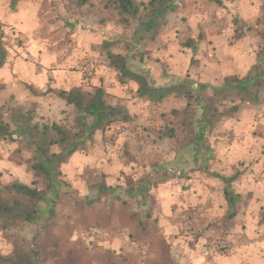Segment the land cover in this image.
<instances>
[{
    "label": "rangeland",
    "instance_id": "1",
    "mask_svg": "<svg viewBox=\"0 0 264 264\" xmlns=\"http://www.w3.org/2000/svg\"><path fill=\"white\" fill-rule=\"evenodd\" d=\"M27 1L33 4L38 2ZM47 1L50 2V7L58 9L53 20L59 21L58 29L61 32L54 35L56 38L62 40L69 37V34L72 38L80 35L84 51L86 45L92 42L91 50L98 55L101 64L109 62L108 50L129 55L133 67L147 68L157 84L186 81L195 87L204 83L200 81H206L211 85H218L234 75L244 76L246 68L255 62L264 40V0H222V5L212 0H181L178 10L168 17L159 36L137 45L133 42L132 33L138 26V18L121 14L113 1L92 0L85 5H80L78 0ZM139 1L147 4L150 0ZM38 13L41 17L45 16L42 11ZM16 33L19 43H8V49L11 51L20 46L25 51L26 42L22 40L20 33ZM189 40L198 42L196 51L188 46ZM104 43H108L110 49ZM65 51L68 49H60L61 58ZM25 56L28 59V52ZM93 83L88 80V87L84 91H92L95 87ZM198 98L197 95L193 101L189 117V120L193 119L196 132L200 128L198 121H201L204 106L203 101ZM186 104V98L172 95L156 107L161 108L156 114H149V117L157 116L154 118L155 127L164 115L168 116L157 130V138H170L165 136L171 134L178 136L176 143L180 148L188 146L194 135L191 127L187 123L180 125V120L173 118L171 113L173 109H182ZM17 107L10 102L0 105V117L9 122L12 131L19 136L14 141L0 139V188L4 189L5 185L15 181L30 185L34 182L37 187H44L45 177L33 168L35 147L31 139L22 136L17 129L18 115L13 112ZM70 107L74 109L73 105ZM31 108L35 109V120L41 123L59 119L67 126L74 124V110L65 111V116L60 119L55 114V117L50 118L40 115L36 105ZM248 109L250 111L242 116H224L208 134L205 142L212 151L233 158L231 164L228 162L229 158H218V155L211 158L216 167L226 169L232 165L234 168L238 163L243 180L239 178L232 183L235 191L250 189L253 192V195L245 194V198L241 199L239 214L233 221L225 219L227 213L224 215L222 207L217 206L211 216H205L200 208H193L182 213L178 232L172 233V228L165 239L155 242L151 251L147 242L135 233L120 232L118 239L111 240L100 228L97 231L95 227L79 223L77 232L69 234L66 230L71 229L72 221L62 213L66 206L63 202L68 199L58 195L53 197V209L49 217L46 215L45 219L37 223H20L6 231L0 229V253L11 255L19 237L24 238L29 245L37 236L40 242L48 243V249L52 252L46 264H220V261H230L238 255L245 261L250 257V261L264 264V115L258 117V113L264 112V98L261 104H251ZM118 130H114L115 134L119 133ZM152 131L153 129L145 127L142 132L150 137L149 132ZM101 132L96 131L90 137L83 147L85 151H104L107 139L100 135ZM129 132H132L131 128ZM53 150L60 149L54 147ZM69 159L60 165L59 171L70 189L73 187L72 182L80 179L86 184L84 187L89 188L85 203L90 198L104 195L105 191L98 189V185L105 182L103 169L88 165L83 170L75 171ZM4 195L9 194L4 191ZM69 199L72 200L70 197ZM194 210L198 211V215L191 221H186L184 216ZM146 222L147 219L144 224ZM188 224L192 226L187 229ZM222 240L233 244L231 253L216 251L212 247L213 243Z\"/></svg>",
    "mask_w": 264,
    "mask_h": 264
},
{
    "label": "crops",
    "instance_id": "2",
    "mask_svg": "<svg viewBox=\"0 0 264 264\" xmlns=\"http://www.w3.org/2000/svg\"><path fill=\"white\" fill-rule=\"evenodd\" d=\"M36 1L38 2L33 4L27 0H0V25L14 28L27 43L25 51L20 46L9 51L7 46L8 59L0 69V105L10 102L25 109L36 105L40 115L50 118L55 114L61 119L65 116V111L71 112L74 109L70 107L72 104L60 98L57 93L75 87L86 90V83L91 80L94 82L93 86L105 88L114 103L126 105L134 116L131 123L116 127L119 129L118 134L114 132L115 127L101 132L100 135L107 139L104 151L99 149L89 152L81 149L70 157V165H73L75 171L83 170L88 165L103 169L105 182L98 185V189L104 190L105 194L90 198L85 203L89 188L84 187L86 184L82 180H74L72 189L70 185H62L59 189L63 192L60 197L68 199L63 202L66 206L62 213L72 221L71 229L66 231L69 234L75 233L79 223H84L95 227L97 231L100 228L111 240L118 239L120 232L135 233L147 242V247L152 251L155 242L165 239L172 228V233L178 232L182 213L188 210L200 208L205 216H211L218 206L224 209L225 215L228 211L225 184L214 174L236 176L237 181L242 176L238 163L234 168L232 165L226 169L216 167L206 156L203 157L196 148L195 140L180 148L176 143L178 136L164 138L161 133L162 137L157 138V130L168 116L161 115L163 117L155 127L154 118L157 116L149 117V114H156L161 109L156 108L160 104L137 97L136 82L121 84L117 71L110 68L108 63H99L98 55L91 50L92 42L86 45L87 52L82 47L80 35L72 38L69 34V37L62 40L56 38L54 35L61 32L58 29L59 21L53 20L58 9L50 7L47 0ZM39 11L44 12L45 16L41 17ZM62 48L68 49L63 58L60 56ZM27 52L28 59L25 56ZM28 85L37 91L45 92L52 88L54 92L37 95ZM248 111L247 107L239 116ZM258 114L261 118L264 112ZM56 122L62 123L59 119ZM142 126L143 129H153L149 132L150 137L144 135ZM130 128L132 132L128 135L123 132ZM212 153L214 157L218 155V158H229L230 164L233 161L230 156H222L224 154L221 152ZM235 192L243 199L245 194L253 195L250 189ZM189 224L187 229L192 226ZM150 254L153 255L151 252ZM242 258L234 256L230 261H220V264L259 263L250 261V257L248 261Z\"/></svg>",
    "mask_w": 264,
    "mask_h": 264
},
{
    "label": "trees",
    "instance_id": "3",
    "mask_svg": "<svg viewBox=\"0 0 264 264\" xmlns=\"http://www.w3.org/2000/svg\"><path fill=\"white\" fill-rule=\"evenodd\" d=\"M92 0H78L80 5L90 3ZM113 1L121 14L138 18V26L133 33L135 44L144 43L147 40H155L168 22V17L176 12L181 0H150L147 4L139 0H109ZM222 5V0H212ZM145 11V13H143ZM197 41L189 40L188 46L197 50ZM104 46L110 49L108 43ZM108 66L118 72V80L121 84L134 81L138 85L137 95L141 98L160 104L169 96L183 97L187 104L182 109H173V117L180 120V125L188 124L191 127L196 148L203 157L208 160L214 158L210 145H206L210 134L220 123V120L228 115L239 116L249 105H259L264 98V40L256 54L255 62L244 76L234 75L218 85L200 83L193 87L186 81H177L168 84H157L147 68H134L129 55L115 53L108 50ZM8 59L6 43L0 40V69ZM3 87V86H1ZM30 90L37 95L53 93L52 88L45 92L35 90L28 85ZM197 92V93H196ZM58 96L74 106V124L67 126L53 121L39 122L35 120V109L17 107L18 131L22 136L29 137L35 147L33 168L45 177L46 185L37 187L15 181L0 188V229L2 231L16 227L20 223H37L49 217L53 197H58L60 187L69 186L61 178L59 167L74 153L83 149L90 137L96 131H106L113 127L131 123L134 116L126 105L113 102L111 95L102 86H95L92 91H84L79 87L68 91H59ZM203 101V114L200 128L194 131L193 119L189 120L191 107L196 99ZM187 119V121H185ZM186 124V125H187ZM75 130V131H73ZM171 135V134H170ZM11 128V124L0 117V139H18ZM193 140L191 142H193ZM188 142L189 144L191 143ZM58 147L59 151L53 148ZM224 182V194L227 202V218L233 221L238 214L239 203L242 196L236 193L233 182L236 176L224 177L214 174ZM4 191L9 195L5 196ZM11 195V196H10ZM264 218V212L262 213ZM48 243L39 241L37 236L27 245L24 238L16 240V247L11 255L0 253V264H46L51 256ZM170 264V263H169Z\"/></svg>",
    "mask_w": 264,
    "mask_h": 264
},
{
    "label": "built area",
    "instance_id": "4",
    "mask_svg": "<svg viewBox=\"0 0 264 264\" xmlns=\"http://www.w3.org/2000/svg\"><path fill=\"white\" fill-rule=\"evenodd\" d=\"M3 40L6 45L8 46V43H19V36L16 33V30L13 28H6L0 25V40ZM125 134H129V129L123 131ZM198 215V211H191L189 214L185 215L184 218L186 221H191L192 218L196 217ZM216 251H221L226 254H229L233 251L234 247L233 244L228 240H222L217 241L213 243L212 246Z\"/></svg>",
    "mask_w": 264,
    "mask_h": 264
}]
</instances>
